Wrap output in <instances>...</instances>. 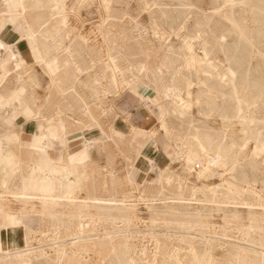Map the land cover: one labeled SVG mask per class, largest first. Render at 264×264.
Returning <instances> with one entry per match:
<instances>
[{
  "label": "rangeland",
  "instance_id": "rangeland-1",
  "mask_svg": "<svg viewBox=\"0 0 264 264\" xmlns=\"http://www.w3.org/2000/svg\"><path fill=\"white\" fill-rule=\"evenodd\" d=\"M48 1L45 9L40 10L44 17L56 11L63 14L62 36L55 50L62 62L58 63L62 66L56 72L58 97L73 94L70 100L59 99L58 104H63V109L73 107L77 110L84 109L87 104L96 121L99 116L104 117V138L111 143L94 144L96 152L101 155L85 169L84 179L95 181L99 192L112 189L117 196L129 198L133 218L127 224H119L126 232L113 238L127 249L122 259L134 257L135 264H152L147 262L154 260L153 256L142 251L151 248L153 236H160L168 230L169 239L157 236L166 253L161 261L158 256L159 263L196 264L190 250L192 245L197 256L203 257L204 261L232 264L233 249L248 247L241 238L242 231L250 223V210L260 211L262 208L234 202L218 204L204 200L203 196H210L213 191L220 196L233 183L250 184L264 199V151L251 158L255 145H263L255 143L254 127L259 126L264 134V13L257 11L264 7V0ZM216 5L223 7L212 12ZM200 35L206 41L209 61L202 60ZM70 40L75 43L78 54L75 63L69 65L65 46ZM187 43L191 46L188 47ZM108 54L115 56V62L108 58ZM170 72L175 73L176 85L182 88L180 97L170 98L159 93L158 100L151 88L158 82L162 84L159 89L163 92L162 86L169 83ZM160 76L162 79L155 81L154 77ZM187 80L192 81L188 90L185 88ZM148 95L154 102L146 99ZM252 96L256 103L248 113L249 118L253 115L255 120L248 125L242 124L238 118L240 110L244 107L243 102ZM238 98L244 101L240 102ZM155 108L160 109L161 116L165 111L164 122H161L160 115H156ZM166 108L176 112L170 111L167 115ZM143 118L151 119L146 133L135 130ZM117 120L128 123L127 134L114 135L112 128ZM200 133L216 139L218 145L227 150L230 161L236 160L234 155L240 150L239 144H243L245 157L242 166L226 172L224 170L230 163L218 165L220 158L213 156L212 152L204 162L202 158L193 162L187 160V148L182 143L195 144L192 134ZM133 140L137 144H131ZM165 143L170 144L166 151L162 147ZM137 149L144 155L156 157L155 162L164 170L154 168L146 177L150 180L161 175L160 183L137 185L128 180ZM179 193L190 199L175 202L184 206H168V211L196 213L205 221L204 228L197 226L189 235L179 233L174 222L152 221L155 211L160 213L167 208L160 198ZM84 195V189L76 192L77 197ZM8 199L12 208L24 207L32 220L33 243L40 247L30 251L33 257L30 263L55 264L53 257L57 247L48 244L51 231L46 228L49 221L41 214V203ZM57 209L63 213L73 207L63 205ZM234 213L238 215L236 219ZM164 217L167 219L168 214ZM89 225L93 228L92 233L114 229L110 222L100 220ZM197 230L207 231L206 236H198ZM262 234L264 237V232ZM36 254L44 258L36 259ZM84 254L86 264H115L112 254ZM244 254L254 257L249 252Z\"/></svg>",
  "mask_w": 264,
  "mask_h": 264
},
{
  "label": "crops",
  "instance_id": "crops-1",
  "mask_svg": "<svg viewBox=\"0 0 264 264\" xmlns=\"http://www.w3.org/2000/svg\"><path fill=\"white\" fill-rule=\"evenodd\" d=\"M22 1L24 5L36 2L40 7L25 12L21 10L20 0H0V246L6 248V251L0 249V264H25V261L31 264L32 254L23 258L15 257L11 252L24 245H35L32 220L26 209L12 208L8 198L22 203L39 201L41 214L49 221L46 227L51 231L48 244H69L72 236L67 235L68 229L75 225L68 226L67 220L52 218L46 210L52 207L57 210L58 201L52 204L41 198L61 195L57 185L63 194L76 198L104 196L105 192H99L96 187L85 188V195L77 197L76 192L80 190L74 189L73 176L87 170L100 157L94 144H111L104 138L103 116L96 121L94 115L93 120L83 109L59 106V99L70 100L73 94L58 97L56 72L62 66L58 63L62 62L55 51L57 44L49 40L45 48L39 50L44 62L39 61L36 47L24 40L43 21H48L43 29L52 31L55 12L48 17L40 13L50 2L48 0ZM155 111L158 117L161 116L159 108ZM59 122L64 124L63 133L58 128ZM150 122V118H143L135 130H148ZM112 129L124 135L129 126L117 120ZM131 144H137V141L133 140ZM93 183L96 186V182ZM89 226L83 238L92 242L101 238V233H92L93 228ZM79 256L78 260L83 261L84 257ZM53 260L57 264L55 254ZM62 264H66L65 261Z\"/></svg>",
  "mask_w": 264,
  "mask_h": 264
},
{
  "label": "bare ground",
  "instance_id": "bare-ground-1",
  "mask_svg": "<svg viewBox=\"0 0 264 264\" xmlns=\"http://www.w3.org/2000/svg\"><path fill=\"white\" fill-rule=\"evenodd\" d=\"M56 1L59 2V0H56ZM20 2L22 5L21 10L25 11V12H27L30 9L40 7V4H37L36 2L33 5H24L22 3L23 2L22 0H20ZM185 6H187V5H185ZM150 7H151V5L149 6V9H150ZM221 7H223V6L222 5H216V6L212 7V9H213L212 12H214L215 10L219 11L221 9ZM257 11H259L260 13L263 14L264 13V7L263 8L260 7ZM201 15H204V14H201ZM54 17H56L55 18L56 20L54 21V23L52 25V27L54 28L52 31L43 29L48 23V21H43V22H41V24H39V26L35 30L33 29L31 31L30 35L28 34L29 36H27L26 39H24L28 45H33L36 47V49L38 51V55H39V61L45 62V58L39 52V50L44 49L49 40H52L54 44H57L59 39L61 40V36H62L61 24L63 23V14L61 12L56 11L54 13ZM113 18L114 17H111L110 19H113ZM205 18H206V16H205ZM182 22H184V21H182ZM202 31H204V30H202ZM199 37L201 38V42H202V50H203L202 60L203 61H209L210 60V58L208 56L209 52L205 48L206 41H205V39H202L201 35ZM194 39H197V38H194ZM187 46L190 47L191 44L187 43ZM65 49L68 50V54H69V63L68 64L70 65L72 63H75V59H76L75 57L77 56L76 54H78V50H77L75 43H73V41L70 40L68 45L65 46ZM108 58L111 61L115 62V56L108 54ZM142 64H144L143 61H142ZM45 65H46V63H45ZM162 68H163V65H162ZM168 74H169V83L163 84V86H162L163 92H160V89H159V84H161V83L156 82L153 85V87L151 88L152 93L156 94V97L158 100H160V98L157 96V94H159V93H163L165 96L170 97V98L174 97V96H176L178 98L180 97V92H181L182 88L179 87L178 85H176L175 73L170 72ZM154 79H156L155 81H158V80L162 79V77L161 76L160 77H154ZM191 83H192V81H190V80H187L185 82V85H186L185 88L187 90L190 89ZM187 92H188V94L190 93L189 91H187ZM146 99L151 101V102H154L151 95L146 96ZM238 100L240 102L244 101V100H242V98H238ZM243 103H244V107L241 108L242 110H240L241 113L238 116V118L241 119L242 124L246 123V125H248L255 120V118H253V115H252V117L249 118V116H251V115H249V113H248V112H250V110H251L250 108L252 107V105L256 103L255 97L252 96V97H250V99L249 98L246 99V101H244ZM189 106H190V102L187 103L186 107L189 108ZM83 108H84L83 110L85 112H87V114L90 115V118L94 120V117L92 115V111L90 110L88 105L84 104ZM238 109H240V108H238ZM88 111H89V113H88ZM170 111L173 113L176 112L175 109L166 108V114L167 115ZM164 114H165V111H164ZM164 114L162 113V116H161L162 121L161 122L165 121L164 120ZM262 126L264 127V125H262ZM58 128L60 129L61 133H63V128H64L63 122H59ZM170 130H168L169 135H171ZM138 131H140L142 133H146L148 130L145 131V129H140ZM254 131H255V135H254L255 143L256 144L261 143L263 145H261V146L255 145V150L251 154V158H254L256 155H260L261 152L264 151V134H263V131L260 130L259 126L254 127ZM51 135H53V133ZM114 135L122 136L123 134L121 132H115ZM192 137L195 140V144H184V143H182V146H185V148H187L186 158L190 162H193L195 159H200V158H202V161L204 162L206 159L211 157L210 153L212 152L214 154L213 156H218L220 158V162L218 163V165L219 164L226 165V164L230 163L229 167L225 168V170H224L226 172L233 171L236 169V167L242 166L243 161H244V157H245L243 155L244 152L242 150L243 144H239L240 150L237 152V154L234 155L236 157V160L230 161V160H228L227 150L222 149L218 145L216 139H214L212 136L204 134V133H200V134H192ZM178 139H182V136H178ZM162 147L166 151V149H170V144L165 143L162 145ZM167 154H169V153H167ZM171 160H173L172 157H171ZM143 163H144V165H143ZM131 167H130L131 172L128 174L127 178L130 182H134L137 185H143L145 183H160L161 179L163 178V176L160 175V176L156 177L155 179H150V180L147 179L146 176L154 168H157L161 172H163L162 170H164V169L159 167V165L155 162V160L153 159L152 156L144 155L138 149L136 150V157L134 158ZM161 172H160V174H162ZM126 174H127V172H126ZM84 178H85V170H83V172L77 173L73 176L74 189L82 190L85 188H91V189L96 188V186L93 183L94 181L88 180L89 181L88 182ZM57 189L59 190L58 194H61V195H58L56 197L42 196L41 199L43 200V202L52 201V204H54V201L56 200V201H58L57 206H63V205L64 206H72L73 209L69 210L67 213L64 212V214H65L64 216H63V213H60L61 210H58V209L55 210L53 207L51 208V210L49 209L46 211H47V213H49V215L52 218L57 217L58 221L67 220L69 222L68 226L75 225L73 227V229L72 228L68 229L67 235L72 236L71 240L69 241L70 243L68 245L53 244L54 245L53 247H57V251L55 253L56 258H57V264H62V261H65L66 264H86V261H79L78 260V256L80 254H82V253H85V254L86 253H92V254L97 253L98 254L100 252L105 253L106 255L112 254L115 258V264H128L131 262H133L135 264L134 257L133 258L129 257L127 260H125L124 258L122 259V255L125 253V251H127V249L124 246L121 247V243H119V241L115 242L113 240V238L118 233L126 232V231L120 229L121 227L119 224H127L133 218V214L131 212V209L129 208V206H130L129 200H128L129 198L127 199L124 196L123 197L117 196L116 192L112 189L109 190L108 192L106 191L104 196L90 195V196L81 197V198H76L70 194H68V195L63 194L59 185H57ZM125 194H127V191ZM203 198L206 201L214 202V203H218V204L234 202V203H243V204L247 205V207L252 206V208H253V205H256L257 207L262 208L260 211H256L257 209L256 210H250V217H251L250 223H249L247 229L246 230L244 229V231H242L243 237L242 238L240 237L241 239H243L246 242L244 244H246L248 247L243 248L241 246H237L233 249L232 264H264V237L262 234V232H264V199L262 198L261 195L258 194V192L253 188V186H251L250 184H247L246 186H243L240 184L234 185L232 183V184H230V187L227 189V191L225 193L221 194L220 196L217 195L215 193V191H213L210 196H203ZM187 199L189 200L190 198L182 197L181 193H179L178 195H174V196H170V197H166V198H160V200L163 201L162 204H164V206H166L167 208L163 211H159L160 213H158V211H155L154 213L156 216L153 217L152 221L156 220V219H163V220L168 221L170 223L174 222V224L177 226V228L180 229V231H178V232L182 233L183 235L191 234V232H193L192 230L196 229L197 226H198V228L202 227V226L204 228L205 221L203 220V217L199 214L188 213L185 211H177V213H171L168 211V206L183 205V204H176L175 202L181 203L182 201L187 200ZM166 201H169L171 203L168 204V202H166ZM201 203H203V202H201ZM252 208H250V209H252ZM165 214L166 215L168 214L167 219L164 217ZM179 216H183L184 218L181 219V217H179ZM233 217H235V219H236L238 217V215L236 213H234ZM97 219L100 221H105V223L110 222L112 224V226H114L113 227L114 229L104 230V231L100 232L101 238L96 239V241H93V242L91 239L88 240V239L83 238L84 237L83 233L87 230L89 223H91L92 221H97ZM103 224H104V222H103ZM222 228H224V227H222ZM234 228H236V227H234ZM231 231H233V230H231ZM164 232H165V234L161 233L162 235H160V236L163 238L169 239L170 236L168 234V230H164ZM169 232H171V231H169ZM194 232H196V231H194ZM205 232H207V231L197 230L196 233L198 234V236H206ZM224 232H222V233H224ZM252 232H254L255 235H252ZM127 233H128V231H127ZM172 233H174V232H172ZM157 236H159V235H157ZM157 236L156 235L153 236L152 241H151L152 246L150 245L151 248L150 249L147 248L148 250L144 249L142 251L145 254L148 253L151 256H153L154 260L148 261L147 263L150 262L152 264H161L157 260L158 256L160 255V257H159L160 261L163 260L165 257L166 253H165V249L162 246L163 242L161 240H159L160 236L159 237H157ZM220 236H222V234ZM213 238H215V237H213ZM216 238L218 239L219 237H216ZM186 240H189V239H186ZM83 242H92V243L87 244V243H83ZM94 242H99V243L95 244ZM38 247H40V245L39 246L38 245H24V246H21L18 250L11 252V253H13L11 255H14L15 257L22 256L23 258H26L27 254H29V256H30V254H32V253H30V251L35 250ZM190 247H191L190 250L193 254V257L196 260V264H211L210 262L204 261L203 257H198L197 256L198 253L195 250V248L192 247V245H190ZM0 249L6 251V248L4 246H0ZM246 252L251 253L252 255H254V257L245 256L244 253H246ZM101 255L102 254H100V256ZM36 256H38V255L36 254ZM100 264H102V263L100 262ZM177 264H183V263L178 262Z\"/></svg>",
  "mask_w": 264,
  "mask_h": 264
}]
</instances>
